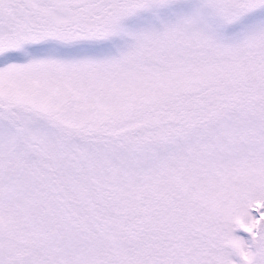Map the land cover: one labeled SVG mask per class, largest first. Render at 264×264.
<instances>
[{
    "label": "snow or ice",
    "instance_id": "snow-or-ice-1",
    "mask_svg": "<svg viewBox=\"0 0 264 264\" xmlns=\"http://www.w3.org/2000/svg\"><path fill=\"white\" fill-rule=\"evenodd\" d=\"M0 264H264V0H0Z\"/></svg>",
    "mask_w": 264,
    "mask_h": 264
}]
</instances>
